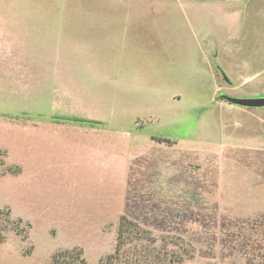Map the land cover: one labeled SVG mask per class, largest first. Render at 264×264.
Listing matches in <instances>:
<instances>
[{
  "label": "rangeland",
  "instance_id": "obj_1",
  "mask_svg": "<svg viewBox=\"0 0 264 264\" xmlns=\"http://www.w3.org/2000/svg\"><path fill=\"white\" fill-rule=\"evenodd\" d=\"M226 96L264 97V0H0V264H264V107Z\"/></svg>",
  "mask_w": 264,
  "mask_h": 264
},
{
  "label": "trees",
  "instance_id": "obj_2",
  "mask_svg": "<svg viewBox=\"0 0 264 264\" xmlns=\"http://www.w3.org/2000/svg\"><path fill=\"white\" fill-rule=\"evenodd\" d=\"M64 122L63 123H65V119H62ZM70 122L72 121L73 123H81L82 125L83 124H88V125H90V126H94V125H96L95 123H93V121H91V120H82V119H79V118H75V119H73V120H69ZM83 121V122H82ZM0 157H3L2 155L0 156ZM5 165V163H4V159L3 158H0V178L2 177V173H1V169L3 168V167H5L4 166ZM6 171H7V173L9 172V173H11V170L9 169H6ZM0 215L1 216H4V220H5V224H3V227H1L0 226V235H1V233L3 232V230H6V228L8 229V226H10V228H11V225H13L12 226V228L11 229H17L16 231H20V230H18V229H21V223H22V220H18V221H16V222H12L11 221V219H10V213H8V212H6V211H4V212H0ZM9 222H11L12 224H8ZM128 223V224H127ZM129 223H131L130 221H125V222H123L122 224H121V226H120V231H119V240H120V242H121V245H122V242H124V233L126 232V230H128V229H130L129 228ZM133 226H135V224H133V223H131ZM121 249H122V246H119L118 247V249H117V251H116V253L115 254H113V255H111L110 257H108L107 258V262L108 263H110L111 262V264H113V263H115V264H120V256H121Z\"/></svg>",
  "mask_w": 264,
  "mask_h": 264
},
{
  "label": "water",
  "instance_id": "obj_3",
  "mask_svg": "<svg viewBox=\"0 0 264 264\" xmlns=\"http://www.w3.org/2000/svg\"><path fill=\"white\" fill-rule=\"evenodd\" d=\"M227 102L246 108H261L264 107V97L258 98H235L226 96L224 98Z\"/></svg>",
  "mask_w": 264,
  "mask_h": 264
},
{
  "label": "crops",
  "instance_id": "obj_4",
  "mask_svg": "<svg viewBox=\"0 0 264 264\" xmlns=\"http://www.w3.org/2000/svg\"><path fill=\"white\" fill-rule=\"evenodd\" d=\"M76 71V70H75ZM79 71V70H78Z\"/></svg>",
  "mask_w": 264,
  "mask_h": 264
},
{
  "label": "flooded vegetation",
  "instance_id": "obj_5",
  "mask_svg": "<svg viewBox=\"0 0 264 264\" xmlns=\"http://www.w3.org/2000/svg\"><path fill=\"white\" fill-rule=\"evenodd\" d=\"M225 98V97H224Z\"/></svg>",
  "mask_w": 264,
  "mask_h": 264
}]
</instances>
